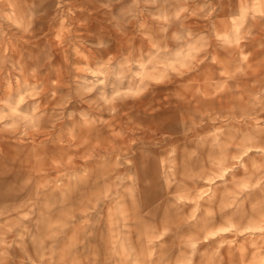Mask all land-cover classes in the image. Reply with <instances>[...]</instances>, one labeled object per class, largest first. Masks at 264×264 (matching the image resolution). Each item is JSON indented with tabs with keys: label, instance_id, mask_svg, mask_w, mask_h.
<instances>
[{
	"label": "clouds",
	"instance_id": "1",
	"mask_svg": "<svg viewBox=\"0 0 264 264\" xmlns=\"http://www.w3.org/2000/svg\"><path fill=\"white\" fill-rule=\"evenodd\" d=\"M0 264H264V0H0Z\"/></svg>",
	"mask_w": 264,
	"mask_h": 264
}]
</instances>
